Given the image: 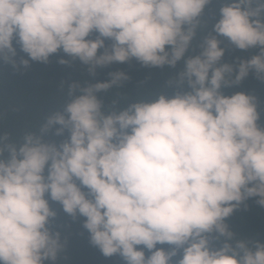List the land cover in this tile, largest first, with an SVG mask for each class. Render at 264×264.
<instances>
[{"label": "clouds", "instance_id": "obj_1", "mask_svg": "<svg viewBox=\"0 0 264 264\" xmlns=\"http://www.w3.org/2000/svg\"><path fill=\"white\" fill-rule=\"evenodd\" d=\"M210 2L0 0V62L14 69L61 51L90 76L133 59L151 68L183 62L166 82L178 89L171 96L118 92L105 110L100 94L130 80L112 71L106 81L70 84L62 111L18 141L0 133V264H57L66 241L49 227V198L83 218L103 256L125 264H173L181 251L175 264H264V242L239 238L226 222L249 199L264 208V113L256 95L223 91L250 74L264 83V0L223 5L215 35L187 55ZM218 36L258 53L221 63ZM14 41L27 59L17 61ZM53 129L69 135L46 139Z\"/></svg>", "mask_w": 264, "mask_h": 264}, {"label": "trees", "instance_id": "obj_2", "mask_svg": "<svg viewBox=\"0 0 264 264\" xmlns=\"http://www.w3.org/2000/svg\"><path fill=\"white\" fill-rule=\"evenodd\" d=\"M232 0H211L205 7L201 17V26L197 30V36L192 42V47L187 55L199 54V45L204 37L209 34L215 35L212 26L220 18V8L231 3ZM95 33L90 38H95ZM221 47L225 48V55L221 63H232L236 58L248 59L258 53V49L240 50L235 48L226 38L218 36ZM111 41H106V46ZM17 48V61L21 57L27 59V55ZM101 52L103 49L100 50ZM64 58L68 64H60L59 59ZM183 67V62L176 68L165 66L163 68H151L142 66L134 59L127 63H113L104 68H98L95 76H90L87 66L78 59L73 60L62 51L49 58L47 64L30 61L28 68L14 69L10 64L0 62V133L7 132L10 138L18 141L26 130H34L42 122L50 111H62L67 102V90L70 84L78 82L81 86L109 79L108 73L122 70L128 73L130 80L126 81L121 89L113 88L107 93H101L105 110L111 107V101L119 92L124 100L151 99L162 91L171 96L178 89L175 85L167 86L166 82L175 76ZM183 90H188L184 86ZM226 95L238 91L254 94L260 102V111L264 113V83H261L250 74L241 84L223 89ZM77 94H79L77 92ZM123 103V100H122ZM126 105H121L124 107ZM261 124L264 125V117ZM56 127H59L58 125ZM55 129L46 139H52L60 143L68 137V132L62 136L54 135ZM86 191V189H85ZM47 198V197H46ZM248 208L241 205L227 219L230 229L241 239L264 242V208L255 203V199H249ZM50 207L56 212L55 218L51 219L49 227L53 232L61 234V240L66 241V248L58 258L57 264H125L118 254L105 257L100 250L89 242V234L82 227L83 218L73 219L63 211L59 202L51 201ZM214 246H218L213 242ZM167 249L168 245H157ZM146 251V255H148ZM182 256V251L173 258V264ZM50 264V262H46Z\"/></svg>", "mask_w": 264, "mask_h": 264}]
</instances>
